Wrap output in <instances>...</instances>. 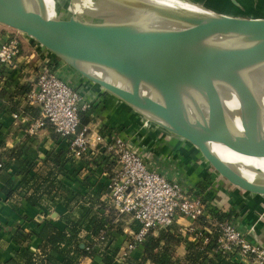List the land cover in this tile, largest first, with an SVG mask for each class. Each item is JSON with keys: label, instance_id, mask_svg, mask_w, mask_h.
Here are the masks:
<instances>
[{"label": "water", "instance_id": "water-1", "mask_svg": "<svg viewBox=\"0 0 264 264\" xmlns=\"http://www.w3.org/2000/svg\"><path fill=\"white\" fill-rule=\"evenodd\" d=\"M34 1L38 9L29 8L25 0H0V24L27 35L107 94L196 146L234 186L264 196V185L243 178L208 146L217 143L243 156L264 158L262 110L245 79L264 63V19L204 17L128 0L136 11L145 9L169 25L160 28L141 22L149 18L135 10L131 16L100 23L62 9L59 17L49 19L44 14L45 1ZM61 1L59 7L68 3ZM216 38L224 42H215ZM87 66L119 76L130 83L131 90L88 74ZM220 83L230 86L239 98L241 137L234 136L228 126L216 86ZM142 85L153 89L160 102L142 96ZM197 96L207 103L208 118L193 124L186 101L195 103Z\"/></svg>", "mask_w": 264, "mask_h": 264}, {"label": "crops", "instance_id": "crops-1", "mask_svg": "<svg viewBox=\"0 0 264 264\" xmlns=\"http://www.w3.org/2000/svg\"><path fill=\"white\" fill-rule=\"evenodd\" d=\"M263 1L264 0H260V2ZM255 19H264V15L257 16ZM7 29L11 28H6V26L0 27V40L13 37L11 32H7ZM21 48L22 55L18 60V65L11 70H0V93L2 91L5 92L4 97L0 95V154L3 153L5 149L25 150L27 152L26 156H31L30 158L32 159L38 156L40 160H44L46 155L57 153L61 150L70 153L67 142L57 136L50 128H43L35 135L29 133L31 124L38 120L39 117L36 108L32 107L27 102L25 96L32 88L38 72L43 65H45L47 59H50L53 63L55 62L56 68L59 70L61 76L72 83L73 86L76 83L75 74H72L74 73L73 70L66 64H63L64 62L62 63L59 58L33 40L24 38L21 43ZM77 82L78 86L75 85V87L82 96L92 104L89 112L84 115L83 120L86 126H88L92 132H100L102 135L116 134L123 140L136 144L137 138L133 140L130 137L136 133L135 131L138 130L139 126L136 124L137 120L135 121V118L131 117V112L125 115L126 112L128 113V108H126L127 110L125 112L121 106L124 108L126 106L115 101L109 94L98 89L96 86L95 88L90 86L91 83L88 84L82 82V80H77ZM80 87L85 88V90H80ZM16 108L19 109V113L15 112ZM14 115L20 116L19 119H14ZM130 125V131L127 129L124 130V128ZM175 139L176 141L184 143L180 139ZM152 142L156 144L154 138ZM174 142L171 140L169 143L166 142L167 144H164L165 142H161V144L159 141V145L164 144V149L171 148L175 147L176 143ZM159 145H157L158 148H160ZM191 147L193 146L191 145ZM194 150L206 160L204 156H202L200 150ZM154 151L155 155L159 154L157 150ZM104 154L105 153H103V155ZM69 155L71 160L65 166L66 174L60 179L64 186L76 195V199L74 198V200L67 205L64 201L65 199L59 197L56 199V204L53 205L49 203L51 211L47 215L43 214L41 208L33 207L25 200L19 202L17 199L11 200L5 194L4 187L8 181L13 180L15 183H19L22 179V176H18L17 174L16 166H11L8 171L3 173L0 177V264H11V260L18 259L19 254H21L24 249L32 253H38L40 245L43 242L39 236V231L44 224L49 221L58 230L67 231V222L77 221L82 217V206L85 205L86 201L90 198H98L101 202L110 206L106 196L107 184L109 178L113 175L115 164L109 159L105 165H101L100 162V158L107 157L108 154L104 156L101 155L102 157H98L99 155L95 154L86 155L81 160H75L72 158L71 154ZM40 160L38 166L43 170L44 165ZM91 164L93 167H91ZM164 169L161 168V172H164ZM181 169L185 171L184 168ZM171 173L165 174L181 180L179 175L177 176ZM183 173L185 176L187 175L186 179H190L193 185H199L198 183L200 182L197 178L199 179V177L203 175L198 177V174L197 176L193 173L188 174L187 169V174L185 172ZM256 175L264 178V176L259 173ZM181 181L184 182L185 180ZM212 190L214 192V189ZM215 190L216 193L212 192L215 195L212 198L213 200L215 199V203L217 204L218 202V205L223 206L226 211L232 215V219L237 221L239 227L248 235L251 241L264 247V196L252 192H245L244 190L246 196H239V194L229 192L230 190L225 189L224 191H218L215 188ZM209 191L208 189L205 192L209 193ZM219 195L221 198H219L220 200L216 198ZM216 204L215 206L217 207ZM92 211L91 216L95 214L104 215L106 213L105 209L101 210L96 208ZM123 221L125 222V235L126 233L128 234L134 231L131 225L134 224V221L131 217H125ZM106 224L105 227L108 228L109 223ZM176 225L179 227V231L184 239L183 243L176 248V257L181 260L184 259L187 254L190 239L186 230L191 226V222L186 219H180ZM19 229L25 232V234L30 235V239L26 243L19 244L15 240L14 237ZM86 235L87 233L85 231L81 234L82 237ZM156 235L155 233V236ZM123 238L124 236L120 240L123 241L121 248L125 245ZM81 247L84 248V245ZM143 257L144 249L140 247L126 260L129 261V264H137ZM58 259L62 260V257ZM96 261L102 263L100 257H97ZM92 262L93 260L88 257L83 259L80 264H91Z\"/></svg>", "mask_w": 264, "mask_h": 264}, {"label": "built area", "instance_id": "built-area-1", "mask_svg": "<svg viewBox=\"0 0 264 264\" xmlns=\"http://www.w3.org/2000/svg\"><path fill=\"white\" fill-rule=\"evenodd\" d=\"M21 55L17 38L0 40V70L14 69ZM25 97L31 106L40 109V117L29 128L31 135L49 124L67 142L75 160L91 154L102 157L105 153L108 155L100 158L101 165L108 159L115 164L107 184V201L119 215L130 216L140 227L138 232L131 231L124 236L125 245L117 256L119 262L143 248L151 232L166 230L180 219H186L191 222L186 230L190 242L200 241L205 248L216 239L217 247L210 257L221 254L238 264H264V247L251 241L236 220L216 221L210 213L215 204L191 193L178 178L161 172L157 160L116 134L102 135L84 126L81 116L89 112L92 104L61 76L55 62L47 59ZM19 117L14 115L16 120ZM201 219L207 225H199Z\"/></svg>", "mask_w": 264, "mask_h": 264}, {"label": "trees", "instance_id": "trees-1", "mask_svg": "<svg viewBox=\"0 0 264 264\" xmlns=\"http://www.w3.org/2000/svg\"><path fill=\"white\" fill-rule=\"evenodd\" d=\"M0 95L4 97L5 92L2 91ZM32 107L36 108L37 115L40 117V109ZM15 112L19 113V109L16 108ZM85 114L81 116L83 125ZM44 128L54 131L49 124ZM26 154L25 150L16 149H5L0 154V177L11 166H16L18 176H22L19 183L10 180L4 187V192L9 199H17L18 202L25 200L33 207L41 208L45 215L51 211L49 203L56 204V199L59 197H63L67 205L74 198L76 199V195L70 192L60 179L65 176V166L71 160L69 152L61 150L51 153L46 155L44 160H40L38 156L32 159ZM39 160L44 165L43 170L38 166ZM108 194L107 188V197ZM85 205L82 206L83 213L79 220L67 222V231H60L47 221L39 231V236L43 241L39 252L32 253L24 249L18 259L11 260V264H80L88 257L93 260L91 264H129L128 260L123 263L119 262L117 256L123 245V241L120 240L125 236L123 219L130 216L119 215L114 208L95 197L86 201ZM216 205L217 207L210 211L216 221L232 220V215L223 206L218 205V202ZM96 208L105 209L107 214L91 216L92 210ZM106 223H109L108 228L105 227ZM131 225L134 232L139 231L138 224L134 222ZM199 225H207L206 220L201 219ZM179 230V227L174 224L166 230L157 231L156 236V232H151L143 245L144 257L137 264H238L221 254H216L214 257L209 256L217 247L215 238L205 248L200 241L189 242L185 258L180 260L175 255L176 248L184 240ZM83 231L87 233L85 237L81 236ZM14 238L17 243L22 244L30 239V235L19 229ZM82 245L84 248L81 247ZM59 257H62V260H59ZM97 257L102 259V263L96 261Z\"/></svg>", "mask_w": 264, "mask_h": 264}, {"label": "bare ground", "instance_id": "bare-ground-1", "mask_svg": "<svg viewBox=\"0 0 264 264\" xmlns=\"http://www.w3.org/2000/svg\"><path fill=\"white\" fill-rule=\"evenodd\" d=\"M44 1H45L44 14L49 19H55V17H59L60 11L58 12L56 8L65 7L64 9H67L71 7V5L73 6L74 4L77 6V9L81 11V13H85L87 15L94 13L93 14L94 16H98L101 12L100 7L98 3L96 2V0H68V3H66L67 5L64 3L63 7H59V6H62L61 5L62 1L59 4H57L59 6H56L55 0H44ZM25 2L29 8L38 9L37 3L34 0H25ZM143 3L146 5L158 7L164 10H169L173 12H182V13L193 14V15L204 16V17H213L214 15L219 14L210 9L202 7L196 3H193L191 1L190 2L185 1V0H144ZM140 11H142L141 14L144 17L149 18V19H142L141 22L161 23V21H159L158 19L153 18L152 16H149L150 14L147 10L140 9ZM83 19H86V18H83ZM215 42H224V41L223 39L216 38ZM85 71L88 74L96 78H99L101 80L107 81L110 84H113L119 88H122L127 91L131 90V85L129 82L123 80L119 76L111 75L110 73H107L106 71H104L103 69L99 67L87 66L85 67ZM245 79L260 104V107L262 110L261 117H262L263 133H264V63L255 67L251 71H249L245 75ZM86 80L88 81L89 84L91 83L90 86L100 87L99 84H96L88 79ZM216 86H217L219 95L221 97L222 103H223V107H224V111L226 114V119H227L229 128L230 129L233 128L235 130L234 132H232L234 136H240V137L243 136V130L241 127V120H240V101L237 96V93L235 92V90H233L230 86L226 84L220 83V84H216ZM141 95L151 97L154 100L160 102L157 94L153 91V89H151L148 86L142 85ZM109 96H111V98L114 99L115 101H118L124 106H126V108L130 109L131 112L135 114L139 119H142L143 120L142 124L143 125L145 124L144 126H142L143 128L145 127L149 129L153 127V128L162 130L168 134L174 135L169 130H167L162 124H159L158 122H153L151 121V119L149 120V118H147L146 115L141 114V112H139L138 110L131 108L129 105L125 104L123 101H121L117 97L110 95V94ZM195 99H196L195 103L191 102L190 100L186 101L187 113L189 115V119L191 123L193 124L198 121H202L203 117L208 118L207 103L202 98H199V96H197V98ZM174 136L182 139L186 143L191 144L190 142L186 141L180 136H177V135H174ZM192 146H193L192 148L199 150L196 146L194 145ZM208 146L214 155L220 158L224 163L230 166L233 170H235L243 178L247 179L248 181L252 183L264 185V178L256 175L259 173L262 176H264V159H261V160H259L258 158L252 159L251 157L234 153L217 143H209ZM202 156L204 155L202 154Z\"/></svg>", "mask_w": 264, "mask_h": 264}, {"label": "rangeland", "instance_id": "rangeland-1", "mask_svg": "<svg viewBox=\"0 0 264 264\" xmlns=\"http://www.w3.org/2000/svg\"><path fill=\"white\" fill-rule=\"evenodd\" d=\"M139 1L138 3H143L144 0H137ZM185 1H191L193 3H198L200 6L205 7L207 9H210L214 12H217L219 14L231 16V17H236V18H243V19H255L257 16L264 15V1L260 2V0H185ZM61 0H55L56 6H59ZM100 7V16L96 17L93 14L87 15L85 13H81L77 9V6L74 4L71 7L64 9L63 8H56V10L59 12L61 9L62 11H66L71 13L72 15H76L78 18H91V21L100 23L104 22L107 19H115L117 16L123 15L127 16L128 14L131 16L132 13H134V10L136 9L130 5L128 0H96ZM105 2V3H104ZM111 2V3H110ZM112 5H110V4ZM64 5V4H63ZM112 10V11H111ZM60 13V12H59ZM142 11L137 10L135 14L140 15ZM142 15V14H141ZM64 18H67L69 16L68 14H63L62 15ZM144 23V22H143ZM145 24H152L155 27H160V28H166V26L169 25H164L162 23H145ZM4 25H0V27H3ZM5 28V27H4ZM7 28V27H6ZM7 32H11L12 36L14 38H17L20 43H22L24 38H28L26 35L13 30V29H7ZM30 38H28L29 40ZM31 40V39H30ZM63 63V62H62ZM65 64V63H63ZM75 77H76V83L75 85L78 86L77 80H82V82L88 83L86 78L80 75L78 72L74 71ZM89 84V83H88ZM74 85V86H75ZM93 85V84H92ZM95 87V86H94ZM98 89L102 90V88L96 86ZM85 88L80 87V90ZM121 106V105H119ZM126 112V107H122ZM131 112L130 109L127 110ZM131 117L135 118L134 120L136 124L139 126L138 130H136L135 134L131 136L133 140H136V144H133L135 147H137L139 150L144 152L146 156L152 157L153 159H156L160 164L162 169H164V173H173L174 175H179V178L181 180H185L184 184L186 185V188L193 194L195 195H202V199L205 200L207 203H215V199L213 200L212 198L215 196L213 193H216L215 188L219 191H224L225 190H230L229 192H234L235 194H239V196H246L245 192L231 184L225 177H223L213 166L210 162L204 160L198 152H196L192 147L191 144L185 143L182 139L168 134L162 130L157 131L153 129V127L147 129L143 128L144 126L142 124V119H139L135 114L131 112ZM145 123V122H144ZM131 124V123H130ZM131 125L127 126L124 128V130H129L130 131ZM231 132H234L235 130L233 128L230 129ZM153 138L156 140V144L152 142ZM180 139L184 143H181L179 141H176V139ZM172 140L174 143H176L175 147L171 148H163L164 144H167L166 142H170ZM159 141L165 142L163 145H159ZM162 144V143H161ZM157 145L160 146V148L157 147ZM158 151V155H155V151ZM252 159L257 157H251ZM259 160L264 159V158H258ZM254 161V160H253ZM184 166V167H183ZM181 168H184L182 170ZM186 169L188 174H198L199 179L197 180L200 182L198 183L199 185H193L191 184L190 179H186L187 175L185 176L183 172L186 173ZM171 173V174H172ZM187 174V173H186ZM173 177V176H172ZM194 177V176H193ZM190 183V184H189ZM192 185V186H191ZM210 186V188H209ZM210 190L209 193L205 192L207 190ZM214 189V192L213 190ZM213 192V193H212ZM211 196V197H210ZM236 196V195H235ZM237 197V196H236ZM235 197V198H236ZM218 200H220V195L216 197ZM220 198V199H219ZM225 198V197H224ZM214 207H216L214 205ZM158 232H156L157 234ZM177 256V254H175Z\"/></svg>", "mask_w": 264, "mask_h": 264}]
</instances>
